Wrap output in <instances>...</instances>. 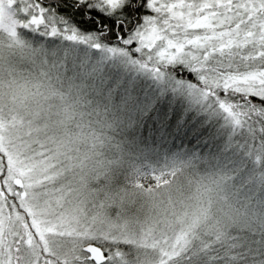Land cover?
<instances>
[{"label": "snow or ice", "instance_id": "snow-or-ice-1", "mask_svg": "<svg viewBox=\"0 0 264 264\" xmlns=\"http://www.w3.org/2000/svg\"><path fill=\"white\" fill-rule=\"evenodd\" d=\"M0 264H264V0H0Z\"/></svg>", "mask_w": 264, "mask_h": 264}]
</instances>
